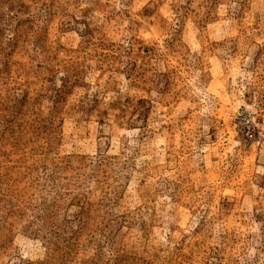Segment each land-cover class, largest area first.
Returning a JSON list of instances; mask_svg holds the SVG:
<instances>
[{
    "label": "rangeland",
    "instance_id": "rangeland-1",
    "mask_svg": "<svg viewBox=\"0 0 264 264\" xmlns=\"http://www.w3.org/2000/svg\"><path fill=\"white\" fill-rule=\"evenodd\" d=\"M0 264H264V0H0Z\"/></svg>",
    "mask_w": 264,
    "mask_h": 264
}]
</instances>
